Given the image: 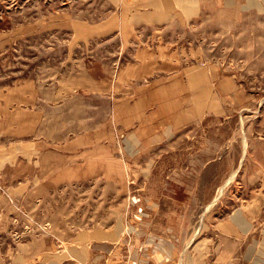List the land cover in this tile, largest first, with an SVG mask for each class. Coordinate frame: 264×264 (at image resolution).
Listing matches in <instances>:
<instances>
[{"label": "rangeland", "instance_id": "1", "mask_svg": "<svg viewBox=\"0 0 264 264\" xmlns=\"http://www.w3.org/2000/svg\"><path fill=\"white\" fill-rule=\"evenodd\" d=\"M0 194V264H264V0H0Z\"/></svg>", "mask_w": 264, "mask_h": 264}, {"label": "crops", "instance_id": "2", "mask_svg": "<svg viewBox=\"0 0 264 264\" xmlns=\"http://www.w3.org/2000/svg\"><path fill=\"white\" fill-rule=\"evenodd\" d=\"M166 54H164V56H165ZM170 55V57L172 56V54L170 53L169 54ZM152 55H149L148 54V58H150ZM163 57V54H161V55H155V58H154V60H152V59H148L149 60V63H151V64H157L158 65V61L159 60H161V58ZM162 61V60H161ZM152 71H151V74H158L159 73V71H157V70H159L158 69V66H155V67H153V69H151ZM157 71V72H156ZM192 75H194V74H192ZM158 76V75H157ZM158 89L157 88H153V89H151V90H149V92L150 93H152V92H154V91H157ZM49 169H48V172H44L43 173V175H42V172L40 171L39 173L43 176V177H46L47 175H50L49 177H50V179H51V177H52V175L51 174H53V173H56V171L54 170V169H52L51 167H48ZM63 169V168H62ZM38 175V174H37ZM41 180V179H40ZM39 180V178L38 177H36L35 178V182H39L40 181ZM46 182H48V179H47V177L46 178H44V183L46 184ZM39 183H41V182H39ZM65 182L64 181H61V183L60 184H64ZM52 188V191L53 190H55L56 188H53V187H51ZM3 200V198L1 197V194H0V201H2ZM86 235H88L86 232H71L67 237H66V240H67V242H66V244L68 245V247L71 249V255L72 256H75V258L77 257L78 259L76 260V261H79V259H80V257H79V255H80V249H84V247H81V246H79L80 244H82L83 242H80L81 241V238H83V237H86ZM89 235H90V240H91V243H92V241L93 240H95L96 238H97V236L95 237V234H94V232H90L89 233ZM90 245V244H89ZM87 246H88V243H87ZM89 247V249H91V247L90 246H88ZM63 252H64V250H62V256H63ZM155 252L157 253V251L155 250ZM63 258H64V256H63ZM69 260V257L67 256V261ZM74 260V259H73ZM141 261H143V259L141 258Z\"/></svg>", "mask_w": 264, "mask_h": 264}, {"label": "bare ground", "instance_id": "3", "mask_svg": "<svg viewBox=\"0 0 264 264\" xmlns=\"http://www.w3.org/2000/svg\"><path fill=\"white\" fill-rule=\"evenodd\" d=\"M158 91V90H157ZM156 92V91H155ZM172 103V102H171ZM166 109V108H165ZM119 115V114H118ZM129 115V114H128ZM123 116V115H122ZM121 117V116H120ZM124 117V116H123Z\"/></svg>", "mask_w": 264, "mask_h": 264}]
</instances>
